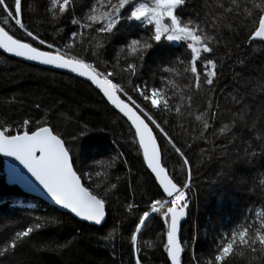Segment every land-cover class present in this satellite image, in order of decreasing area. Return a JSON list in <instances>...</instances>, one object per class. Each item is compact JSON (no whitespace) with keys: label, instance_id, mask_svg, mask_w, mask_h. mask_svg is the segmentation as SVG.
I'll return each mask as SVG.
<instances>
[{"label":"trees","instance_id":"16d2710c","mask_svg":"<svg viewBox=\"0 0 264 264\" xmlns=\"http://www.w3.org/2000/svg\"><path fill=\"white\" fill-rule=\"evenodd\" d=\"M99 2L79 0L76 17L86 13L90 4L96 6ZM22 3V21L34 35L45 39L46 44L64 47L74 31H83V47L101 52L100 57H88V62L97 63L101 70L107 62L110 71L115 63L114 81L127 84V75L119 68L133 54L125 43H130V39H146L147 25L121 20L117 25L119 31L105 37L80 29L71 23V17L54 21L52 0H22ZM260 4L264 0H189L183 15L198 20L205 34L214 37L211 41L214 51L203 54L218 64L219 78L214 91L207 86L200 91L194 89L191 74L184 71L190 62V51L180 43L165 41L146 57L144 76L152 79L163 75L158 72L161 64L168 68L170 58H179L167 72L165 92H169L173 105L169 131L183 145L191 169L190 205L181 231V240H189L184 264L194 256H199L201 264H207V255L200 254L208 253L217 243L218 233L235 222L257 226L264 219V42L246 39L252 24L245 18L247 12H259L254 5ZM17 28L8 25L6 30L38 46L37 41L33 42ZM97 43L103 44V48H96ZM40 47L50 51L44 45ZM71 51L85 55L79 40ZM176 108L180 109L179 114ZM115 113L91 83L0 51V124L7 121L19 126L25 119L48 121L61 132H75L78 126L87 123L112 158L122 153L121 161H127L118 163L114 169L107 168L106 158L97 161L92 187L118 185L109 191L107 220L97 227L78 221L18 186L8 185L0 155V248L10 243L15 231L38 219L44 225L21 242L14 254L0 258V264H135L137 258L141 264H170L164 249L167 224L162 214H151V204L156 199H170L160 195L163 190L147 169L129 122ZM205 120L208 128L204 127ZM105 125L108 126L105 132L99 133L97 129ZM158 140L163 164L170 175L185 180L187 169L183 158L165 140ZM129 205L140 210L129 211ZM168 206L164 204L162 211ZM143 210L150 212V218L137 234L141 249L137 253L131 246L130 234ZM110 231L113 238L106 239ZM227 264H264V253L234 246Z\"/></svg>","mask_w":264,"mask_h":264},{"label":"snow or ice","instance_id":"6c2138e0","mask_svg":"<svg viewBox=\"0 0 264 264\" xmlns=\"http://www.w3.org/2000/svg\"><path fill=\"white\" fill-rule=\"evenodd\" d=\"M78 2L79 0H52L53 20L71 17V23L79 26L80 29L104 34L105 37L114 35V30L119 31L117 25L121 20L125 23L140 22L142 26H148L145 28L146 39H132L128 44L127 50L133 54V57L124 61L119 68L121 73L127 75V84L114 82L117 73L115 63L111 65L110 71L107 63H104L101 70L97 63L88 62V57H100L101 52L83 47L85 41L83 31H74L71 34L70 42L64 44L65 51H61L59 47L54 51L41 50L40 46L45 45L46 41L34 35L22 21V0H0V17H2L0 24L3 25L0 26V49L15 57L68 70L86 78L117 110L115 114L121 119L126 118L130 131L134 129L132 135L138 140V150L143 153V161L147 169L154 174L155 180L163 189L160 195L166 194L170 198L168 201L156 199L151 204V213L162 214L167 224L166 244H164L167 258L170 264H183L182 254L187 249L182 245L179 233L181 221L187 215L190 205L188 192L192 186L191 169L183 145L169 131L173 105L170 103L169 92H165L167 72L172 63L179 58L175 56L170 58L168 68L161 64L158 72L162 71L163 75L157 79L145 77L144 66L146 57L151 51L162 46L165 41L180 43L190 51V62L184 67V71L191 74L194 89L200 91L207 86L209 90L214 91L219 78L218 64L214 59L203 55L214 51L211 47L214 37L205 34L198 20L183 15L189 0H151V3L138 5H135L134 0H116L115 3L113 0H100L96 6L90 4L88 11L77 18L75 9ZM254 7L260 11L255 14L245 13L246 20H250L252 24L247 31L246 39L264 42V4ZM8 25L18 26L17 30H23L33 42L38 41V46L14 38V35L6 30ZM94 25L99 27L96 28ZM229 27L235 28L234 25ZM78 40L81 50L85 53L84 56L71 54ZM46 47L53 49L54 44L47 43ZM96 48L102 49L103 44L97 43ZM150 79H152L151 83H149ZM191 99L192 97L189 96V100ZM176 113H180L179 108H176ZM208 126L205 120L204 127L208 128ZM107 127L105 125L97 131L104 133ZM158 138L165 140L171 145L172 150L183 158V166L187 169L185 180H177L174 175H169L162 164V146L158 143ZM0 154L18 161L30 177L34 178L35 183L13 166V175L17 179L33 190H38L36 185H39L56 205L95 225H101L105 221L109 191L118 188L116 183H112L110 188L92 187L90 182L96 172L97 161L106 158V166L109 169H114L118 163L127 162L121 161L122 153L112 158L87 123L78 126L75 132H61L48 121L34 122L27 119L19 126H16L15 122L7 121L0 124ZM78 163L81 166L78 167ZM165 203L170 206L162 211ZM133 210L140 209H134L133 205H129V211ZM149 218L150 212L143 210L134 231L130 234L131 246L137 253L141 251L137 234L141 233L142 226L146 225ZM42 227L44 225L38 219L36 223L23 230L15 231L10 243H5L0 248V258H7L10 253L14 254L21 242ZM113 235L114 233L110 231L105 238L112 239ZM197 239L198 236L193 238V245ZM234 246L246 248L252 253H264V219H260L256 227L252 223L235 222L229 229L218 233L217 243L208 253L200 255H207V264H227V259L234 254ZM193 261L195 264H201L199 256L191 257L187 264H193ZM135 264H141V259L137 258Z\"/></svg>","mask_w":264,"mask_h":264},{"label":"water","instance_id":"95a60500","mask_svg":"<svg viewBox=\"0 0 264 264\" xmlns=\"http://www.w3.org/2000/svg\"><path fill=\"white\" fill-rule=\"evenodd\" d=\"M0 26H2V25L0 24ZM9 34H10V33H9ZM14 38H16V37H14ZM24 42H26V41H24ZM33 46H34V45H33ZM41 50H43V49H41ZM0 51L4 52L2 49H0ZM4 53H5V52H4ZM5 54H7V55H9V56H11V57H14V58H17V59L23 60V61H25V62H29V63L35 64V65H38V66L44 67V68L54 69V70H59V71H62V72H65V73H68V74L74 75V76H76V77H79L77 74H75V73H71V72L68 71V70L56 69V68H54V67H52V66L40 65V64H38L37 62L27 61V60L24 59V58L15 57L14 55L9 54V53H5ZM79 78H82V79L86 80V78H84V77H79ZM86 81H87V80H86ZM94 87H95V86H94ZM97 90H98V89H97ZM98 91H99V90H98ZM99 92H100V91H99ZM100 93H101V92H100ZM101 94H102V93H101ZM102 95H103V94H102ZM104 98H105V97H104ZM105 99H106V98H105ZM108 103H109V102H108ZM109 104H110V103H109ZM110 105H111V104H110ZM111 107L114 109V107H113L112 105H111ZM116 111H117V110H116ZM133 130H134V129H133ZM158 143H159V140H158ZM159 144H160V143H159ZM0 155H1V157L3 158L4 163H5L6 182H7L8 185H10V186H18L23 192H25V193H27V194H31V195H33V196H35V197H38V198L43 199L44 201H46L47 203H49V204L55 206V207L58 208L59 210L65 212V213L70 214L71 216H73V217H74L75 219H77L78 221L85 222V223H87V224H89V225H93V226H97V227H101V226L106 222V220H107V209H106V218H105V221L102 222L101 225H95V224L92 223V222L84 221V220H82L81 218L76 217L75 214L71 213L69 210H67V209H63L61 206L56 205L55 202H54V201H53V200L47 195V193L44 192L43 189L39 187V185H36V188H37L38 190H33V189H31L26 183L20 181L19 179H17V178L13 175V171H12V169H13V166H15L16 168L20 169V170H21L26 176H28L30 179H32L33 183H35L34 178H31V177H30V174L27 173V170H26V169H23V166L20 165L18 161H16V160H15L14 158H12V157H5V156H3V154H0ZM142 155H143V153H142ZM162 164H163V156H162ZM166 170L168 171L167 168H166ZM168 173H169V171H168ZM153 175H154V174H153ZM169 175H170V173H169ZM157 182H158V181H157ZM158 184H159V183H158ZM160 187H161V186H160ZM161 189H162V187H161ZM162 190H163V189H162ZM165 195H166V194H165ZM166 197H167V195H166ZM167 198H168V197H167ZM168 199H170V198H168ZM187 217H188V210H187V215H186L185 218L181 221L180 233H179V237H180V239H181V231H182V228H183V226H184V223H185ZM181 242H182V240H181ZM182 245H183V243H182ZM183 256H184V254H182V258H183ZM169 261H170V260H169Z\"/></svg>","mask_w":264,"mask_h":264},{"label":"rangeland","instance_id":"374dc122","mask_svg":"<svg viewBox=\"0 0 264 264\" xmlns=\"http://www.w3.org/2000/svg\"><path fill=\"white\" fill-rule=\"evenodd\" d=\"M134 3H135V5H138L139 3H141V0H136V1H134ZM131 40L132 39H130V42H131ZM38 42V41H37ZM174 43H176V42H174ZM125 44H130V43H128V42H126ZM47 44H45L44 46H46ZM56 47H59L60 49H61V51H65V48L63 47V46H55L54 45V48L53 49H50V51H54V49L56 48ZM71 54H74V53H72V51H71ZM100 63H102V60H100ZM107 63V62H106ZM108 64V63H107ZM109 65V64H108ZM115 82V81H114ZM158 102H159V98H158ZM95 134H98V133H95ZM165 204H167V203H165ZM151 214H153V213H151ZM258 226V225H257ZM254 227H256V226H254ZM183 241H182V243H183V245H185L186 246V252L184 253V255H187V251H188V247H189V240L188 239H182ZM185 259H186V256H185ZM182 260H183V264H184V257L182 258Z\"/></svg>","mask_w":264,"mask_h":264},{"label":"bare ground","instance_id":"6f19581e","mask_svg":"<svg viewBox=\"0 0 264 264\" xmlns=\"http://www.w3.org/2000/svg\"><path fill=\"white\" fill-rule=\"evenodd\" d=\"M44 50V49H43ZM29 63V62H28ZM32 64V63H31ZM59 71V70H58ZM62 72V71H61ZM65 73V72H64ZM82 79V78H81ZM84 80V79H83ZM86 81V80H85ZM87 82H89V81H87ZM90 83V82H89ZM94 86V85H93Z\"/></svg>","mask_w":264,"mask_h":264}]
</instances>
